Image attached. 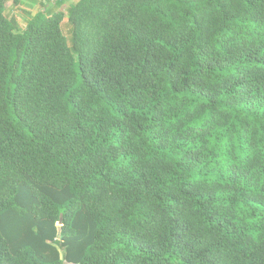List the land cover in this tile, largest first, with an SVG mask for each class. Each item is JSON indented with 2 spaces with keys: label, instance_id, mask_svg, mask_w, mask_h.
I'll return each instance as SVG.
<instances>
[{
  "label": "trees",
  "instance_id": "trees-1",
  "mask_svg": "<svg viewBox=\"0 0 264 264\" xmlns=\"http://www.w3.org/2000/svg\"><path fill=\"white\" fill-rule=\"evenodd\" d=\"M6 9L0 264H264V0Z\"/></svg>",
  "mask_w": 264,
  "mask_h": 264
},
{
  "label": "rangeland",
  "instance_id": "rangeland-1",
  "mask_svg": "<svg viewBox=\"0 0 264 264\" xmlns=\"http://www.w3.org/2000/svg\"><path fill=\"white\" fill-rule=\"evenodd\" d=\"M78 0H21L18 6H15L11 3L10 0H6L7 9L5 16L12 23L14 30L20 32L23 27L34 17L35 14L46 10L51 12L53 10H60L64 13V20L61 24L62 32L67 40L68 46L71 47L72 35H71V26L67 22V14L71 6H73ZM81 226V230H88L90 225L87 219L81 218L78 220ZM28 225L23 224L22 228L13 234V237L10 238V242H17L29 234L31 237L37 234V227L32 226V229H26ZM58 229L61 227V223L55 225ZM32 232V233H30ZM61 236L58 232L57 239L53 242L52 246L50 245H40L37 251L40 254H45L46 256L58 255L60 259L64 257L63 243ZM51 242V241H49Z\"/></svg>",
  "mask_w": 264,
  "mask_h": 264
}]
</instances>
